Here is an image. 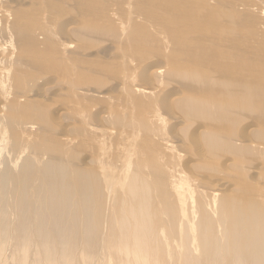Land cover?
Listing matches in <instances>:
<instances>
[{"label":"rangeland","instance_id":"obj_1","mask_svg":"<svg viewBox=\"0 0 264 264\" xmlns=\"http://www.w3.org/2000/svg\"><path fill=\"white\" fill-rule=\"evenodd\" d=\"M1 1L3 3H0V106L6 104L7 124L12 126L21 125L28 121L38 123L39 136L35 140L29 141L31 149L47 150L50 146L60 150L64 147V144L57 142V138L62 134L65 122L69 124L68 129L70 128L69 138H71V141L67 143L65 148L67 153L74 157L71 160L69 159L71 164H75L77 159L78 161L82 160L81 162L84 159H89L91 165L97 166L101 171H105L108 167H115L122 174L124 169L121 163L123 155L127 149H132L137 150V155L134 168L129 170V175L131 176V173L144 175L145 172L156 169L154 155H152L153 151H151L153 148L159 164L164 166L165 163L171 162L168 161L170 158H167L164 162L163 154L167 153L171 154V160H174L176 165L181 164L182 166L183 163H186V166L183 164L185 170L193 167L192 164L190 166L187 163L194 159L197 154H200L198 152V149H200V152L201 150L202 152L206 151V153H201L202 156L207 157V161L206 159L201 160L202 163H207L205 167L209 166L204 167L207 170H204V174H202L205 176L203 178L206 181L213 182V178H218L219 181L228 182L233 187L237 186L238 190L240 189L244 196V204L264 206V148H262L264 147L262 146L264 144V66L257 71L252 68V62L254 61L251 60L252 58L253 60L258 58L257 56L260 54H264V19L261 18L264 16L258 15L260 13L257 12L259 9L257 10L256 7L259 6H255L260 1L264 2V0H258V2L257 0ZM5 1L7 3L10 1V3L7 5ZM254 1H256L255 4ZM131 4L132 6H130ZM135 5L137 6L134 9ZM139 15L140 18H138ZM69 24L76 27L71 35H68L70 30L67 33L65 32L71 26ZM150 35L154 37L152 38ZM157 37L158 39L161 38L160 41L156 39ZM63 38L67 40L69 48ZM141 39L145 41H141ZM150 39L153 40L155 45ZM172 44H175L178 52L180 50L183 52L186 49L185 46H187V49L192 48L195 57L211 55L213 56V62L205 64L206 61L203 60L204 64L199 67L184 68L173 60V58L176 59L178 52L172 57L176 50ZM179 45H181L180 47L183 45V48H180ZM211 47L217 48V50H227V48L231 51L239 50L244 58L240 55L241 60H239L242 61L240 62L237 61L238 58L234 59V55L228 56L229 54H226V52L223 53L226 54L224 57L222 52L212 51ZM160 49L162 50L160 51ZM134 50L136 53H133ZM159 51L160 54H158ZM252 52L254 53L253 56L256 54V57L251 56L250 53ZM246 53L250 56H247ZM139 54L143 56H139ZM156 55L157 60L155 59ZM143 57L144 59H141ZM167 58L174 61V63L173 61H171V64L168 63L172 69L168 68V65L167 67L164 66L168 60ZM214 60L216 61L214 62ZM246 60L247 64L245 63ZM192 61V64L197 63L194 59ZM243 61L246 65L243 64ZM153 63L162 68L151 67L150 64L154 66ZM139 65L140 67H138ZM153 68H156V71ZM159 70L162 72L158 73ZM171 70L173 71L171 72ZM129 76L131 87L127 84ZM151 76L153 79H150ZM136 80L139 83L136 84ZM152 80L157 81L155 82L156 86ZM172 80H174V83H172ZM46 82H54L59 89L56 100H54L55 95L52 93L47 96V98H53L52 103L45 101L43 96H38V94L43 93L42 89L45 87L43 83ZM142 82L143 86L139 87ZM191 82L195 84L193 85L195 87L192 86ZM152 83L154 88L151 85ZM168 84L170 86L166 88ZM196 85L197 87L199 85L200 91H205L202 97L217 101L220 109L227 114L226 119L223 116L215 118L216 115L214 114L215 120L211 119L212 121L209 118L202 120L198 116L190 118L184 114L182 115L183 112L179 102H183L187 97L194 98L193 95H198ZM175 86L179 88H181L180 86L182 88L187 87V89L174 88ZM147 88L153 90L152 96L151 94L145 95L135 92V89L147 90ZM32 89L36 95L30 93ZM159 90L164 91L157 93ZM182 90H186L183 91L186 93L185 95H183ZM187 90L193 92L189 93ZM132 92L134 95H132ZM154 92L158 95H154ZM135 95L140 96L134 97ZM174 95H179V98ZM172 97L174 100L170 99ZM136 99H143L141 104L153 99L156 102L152 100L150 102L156 103L154 108L157 109L156 106L159 105L157 110L163 112L160 113L154 108V110H151L153 106L151 107V104L148 106V101L146 106L144 104L140 105V103H137L139 100ZM175 99L176 102H174ZM27 100H33V102L28 103ZM56 101L59 103H56ZM51 104L53 108L49 114L48 107ZM164 104L168 106V109L172 110L173 107V111L183 119L177 118V115L168 110ZM139 105L141 110L138 109ZM141 106H143V109ZM144 107H150V111ZM164 107L166 111H164ZM61 108H65L68 113L65 121H61V118L56 114V110ZM139 111H142L141 117L143 115L142 118H145L143 121L146 120L147 125H145L146 122L142 121ZM155 111L164 116V120L167 119V121L163 120L162 123H156V126H154L151 123L153 122L151 117L156 114ZM147 112L153 113L148 115ZM166 112L170 113L167 115ZM170 116L175 117V120L172 119L171 123ZM190 119L192 120L190 121ZM200 121L202 122L200 123ZM194 122H196L195 125H193ZM142 123L146 127L148 124L149 126L146 128L144 125L142 126ZM157 124H161V130L158 129ZM178 125L183 127H178ZM187 125L190 128L192 127L190 133L187 130ZM176 126L177 129H182L180 132L183 131L184 134L178 132V130L176 131ZM211 126L213 130L212 128L210 130ZM143 127L146 129L144 130ZM150 127L151 130H155V132L152 131L154 136L151 131H148ZM194 128L198 136L192 134ZM201 128L202 130L204 128L203 131L207 128L206 132L216 130L215 134L220 139H218L217 149L206 148L207 146L203 141L199 142L203 140L199 135L203 132ZM258 128H260L259 131ZM158 130L160 132H157ZM197 130L201 131L198 133ZM144 131L146 133L151 132L150 134L154 138L152 139L148 135L147 138L150 140L146 139L147 141H145L147 134L144 136ZM161 131L164 136L160 134ZM176 132H178V135ZM188 133L189 135H187ZM156 134L157 137L162 136L161 140H157ZM191 134L194 135V139H191ZM175 135L180 139V143L177 142V145L183 144L185 147L184 144H186L188 149L196 150L197 153L191 154L193 152L187 150L190 152L189 157L187 156L188 159L183 157L185 159L180 158L179 160L177 158L176 161L175 157L173 158L175 154L164 149L167 137L173 139L174 136L176 139ZM244 137L245 139H243ZM241 138L244 142H241ZM172 139H168L167 142L175 140ZM179 139L176 140L179 141ZM153 141H159L156 143H161L162 146L159 148L160 145L157 146ZM145 142L148 146L145 145ZM222 144L226 145L223 146ZM180 147L182 148V146ZM160 149H163L161 153ZM192 155L194 156L192 157ZM222 165H226V169H230V172L229 170L225 171L226 169L223 170L225 167H222ZM181 166L179 167L182 170ZM205 174L209 176L207 177ZM202 175L200 174L198 179ZM231 181L233 182L231 183ZM203 182L205 183L203 180L201 184L207 187L208 183L204 184ZM209 187L212 189L211 184H208L207 188ZM122 194L124 193L122 192ZM197 194V192L194 193L193 197H197ZM225 194L229 193L225 192ZM159 210L163 213L161 206H159ZM160 222L161 220H158V223ZM166 224L168 223L165 222ZM169 227L162 228L168 229ZM211 251L209 249V252Z\"/></svg>","mask_w":264,"mask_h":264},{"label":"bare ground","instance_id":"obj_2","mask_svg":"<svg viewBox=\"0 0 264 264\" xmlns=\"http://www.w3.org/2000/svg\"><path fill=\"white\" fill-rule=\"evenodd\" d=\"M10 1L8 3H10ZM5 2V4L8 5L7 1ZM255 2L256 1H254V4ZM0 3L3 2L0 0ZM258 3L255 5L259 6L256 7L257 10L259 9L257 12L260 14L258 15L264 16V2L260 1ZM130 6H132V4ZM136 6L137 5L134 6V9ZM9 7L11 8V6ZM138 18H140V15ZM261 18L262 20L264 19V17ZM52 26L54 27L53 24ZM71 26L72 28H70ZM71 26L68 27L69 29L67 31L65 30L66 33L70 30V34L68 33V35H71L73 30L76 29L74 25ZM150 36L152 37V35ZM63 39L66 41L69 48L70 46L67 40L65 38ZM156 39L160 41L161 38L158 39L157 37ZM142 40L144 39H141V41ZM151 40L152 39H150V41ZM151 42H153V40ZM153 44L155 45L154 42ZM172 45L177 50L175 44ZM180 46L181 45H179V47ZM185 47L186 49L183 50V52L181 50L178 52V50L176 51L174 49V54H171L172 57H174L176 55L175 53L178 52L176 59L173 58L176 64L189 69L191 67L196 68L201 66V64H204L203 60L206 61L205 64L213 62V56L207 55L206 57H195L192 48L187 49V46ZM153 48L156 50L155 47ZM180 48H183V45ZM161 50L162 49H160V51ZM211 50L222 52L224 57L226 54H229L228 56L234 55V59L238 58L237 61L241 60L239 57L242 56V53L239 50L231 51L228 48L227 50H217V48L214 47H211ZM160 51L158 54H160ZM118 52L120 51L118 50ZM224 52H226V54H223ZM133 53H136L135 50ZM155 53L157 54V51ZM246 54L247 56L252 54V57H256V54L253 56V52L249 55L248 53ZM141 55L142 54H139V56ZM222 55L220 56L222 57ZM156 57L157 55L155 56V59ZM242 57L244 58V56ZM257 57L258 58H255L256 60L249 58L254 61L252 62V68L258 71L264 66V54H260ZM141 59H144V57ZM193 59L197 61V63L192 64ZM168 60L167 62L165 61L167 64L164 61L163 62L165 63L164 66L167 67L168 65V68H170L171 61L173 60ZM215 61L216 60H214V62ZM246 62L247 60L245 63ZM150 66L156 67L157 65L154 64V66H152V64H150ZM138 67H140V65ZM138 67L136 68L137 70L139 69ZM150 71H152V69H150ZM154 71H156V68ZM172 71L173 70H171V72ZM161 72L162 71L160 70L158 71V73ZM125 77L127 76L125 75ZM150 79H153L152 76ZM128 80L127 84L131 87L130 76ZM137 81L138 80H136V84L139 83ZM152 81L153 83L157 82L154 80ZM143 82L142 85L139 84L140 86H138H143ZM46 83H43V85H45L44 89H42L43 93L38 94V96H43L45 101L52 103L53 98H47V96L52 93L55 95L54 100H56V96L59 95V93H57L59 92V89L54 82ZM153 83L151 84L152 87ZM172 83H174V80H172ZM192 83L193 82H191V84ZM170 84L166 85V88L169 87ZM187 84L190 85L189 83ZM156 85L157 84L155 83V86ZM176 85L179 86V84ZM193 85L195 84H192V86ZM178 86H175L174 88ZM180 87L181 88L178 87V89H187V87ZM198 87L196 85L199 92L198 95H193L194 98L187 97L183 102H179L181 111L183 112L182 115L184 114L190 118L198 116V118L200 117L202 120L208 118L210 120H215L213 116L214 114L216 115L215 118L223 116V118L226 119L227 114L220 109L217 101L202 97L204 96L205 91H200ZM148 88L147 90H144L146 89L145 87L144 89H135V92L149 95L153 90ZM160 91L162 92L164 90H159L157 93H160ZM183 91L186 90H182V92ZM192 92L193 91H189V93ZM30 93L36 95L33 89L30 90ZM134 93L132 95H134ZM189 93L187 94L188 96ZM185 94L186 93L183 92V95ZM154 95L158 94L155 93ZM137 96L135 95L134 97ZM155 98L156 97H154V99ZM170 99H173V97ZM136 100L140 101L141 99ZM142 100L137 103L146 106L148 100H144L145 102L141 104V102H143ZM151 100L154 101L153 99H150L148 101V106L151 104L150 106H153L151 108L152 110L156 103L154 104L153 102H150ZM27 102L31 103L33 100H27ZM174 102H176V99ZM56 103L59 102L56 101ZM140 105L139 108L137 107L138 109H140ZM136 106H138V104H136ZM142 107L143 106H141V108ZM165 107L167 108L168 106ZM165 107L164 111H166ZM52 108L53 106L51 104V106L48 107L49 114L52 111ZM144 108H147V110L150 111V107ZM156 108L158 109L159 105L158 107L156 106ZM5 109L6 104L5 106L2 104L0 106V264H264V206L260 204H244V196L240 189L238 190L237 186L233 187V185L228 182L219 181L218 178H213V182H210V180H207V182L206 179L203 178L205 176L202 175L204 174V170H207L204 169L207 163H202V161L207 158L202 156V153H206V151L202 152L201 150V153L200 149L196 147L201 155L197 154V158L195 157L192 159L193 161L189 158L192 162L190 163L189 161L187 164L190 166L192 164L193 167L184 170V163L182 166L181 164L176 165L174 160H171V154L167 153L163 154L165 159L164 162L167 158H170L168 161L171 162L165 163L164 166L159 164V162H157L156 152L153 148V150H150L153 151L152 155H154L153 158L156 169L149 170L145 172L144 175L131 173L130 176L129 170L134 168L137 150L127 149L124 155L121 153L123 155L121 163L124 167L122 174L119 173V169H116L115 167H108L105 171H101L97 166L91 165L89 159H84L83 162H81V159V161H78L77 159L75 164H71L70 160L74 157L68 154L67 149L65 148L67 147V143L71 141V138H69L70 128L68 129V123L65 122V125L63 126L64 133L62 132L59 138H57V142L64 144V147L60 150L54 149L50 146L47 150H34L31 149L29 141H33L39 136L38 123L28 121L21 125L18 124L12 126L7 124L6 120L8 113ZM168 110L174 112L173 107L172 110ZM56 111V114L61 118V121H65L68 116L66 109L61 108ZM157 111L161 113L162 110ZM153 112H147L146 114L149 115ZM158 112L156 113L155 111L156 114L151 117L153 121L151 123L154 124V126H156V123H162L164 120V116L160 113L158 114ZM172 112L171 114L173 115ZM139 113L141 117L142 111H139ZM166 113L168 115L170 112ZM142 117L141 119L143 121L145 118L143 119ZM178 117L179 116L177 115V118ZM170 118V123L173 121L172 119L175 120V117L172 118L170 116ZM180 119H183V117ZM165 120L167 121V119ZM191 120L192 119H190V121ZM145 122V125H147L146 120ZM196 122H194L193 125H195ZM201 122L202 121H200V123ZM144 123H142V126ZM175 124L177 123L175 122ZM160 125H158V129L161 130L162 126ZM188 125L186 127H188ZM181 126L182 125H178V127ZM178 127L176 126V131L178 130V132H180L182 129L179 130L177 129ZM152 128H148V131L155 132V130H151ZM191 128L188 127L187 129L189 133L191 132ZM198 128L200 129V127ZM211 128L212 126L210 127V130ZM205 129L207 130V128ZM193 130V132H195L196 129L194 128ZM206 130L202 133H199L200 131H198L201 136L200 138L203 139L199 142L203 141L207 146L206 148L214 150L218 146L220 139L218 135L215 134L216 130L214 132H206ZM259 130L260 128H258V131ZM144 132V136L147 134L145 141L148 140V135L149 137L151 136L150 138H154L150 134L151 132ZM157 132L160 131L158 130ZM178 132H176V134ZM193 132L192 134H196V132ZM189 133L187 135H189ZM160 134H162V131ZM182 134H184V132ZM193 136L191 139H194ZM161 137V135L160 137L158 136L157 140H161ZM175 137L177 136L175 135ZM167 138L172 139L170 137ZM247 138L248 136L246 137V141ZM173 139H175L174 136ZM176 139L179 138L177 137ZM176 139L173 142H167L166 140L164 149L169 153L175 154V156L173 155V158L175 157L174 159H176V161L177 158L180 160V158L189 157L190 152L188 151L191 149H188L186 144L184 145L187 149H185L183 144L180 145L182 146L181 148L177 145V142L180 143V139L179 141ZM243 139H245V137ZM243 139L241 142H244ZM153 142L156 143L159 141ZM184 142L190 144L189 142ZM145 145L148 146L147 143ZM225 145L226 144L223 146ZM157 146L160 148L162 145L160 143L157 144ZM262 146H264V144H262ZM162 151L163 149L160 153ZM191 152H193L191 154H194V152L197 153L196 150H191ZM61 153H63V155H61ZM193 156L194 155H192V157ZM200 161L201 163H199ZM172 162L173 164H171ZM179 166H181L182 170ZM225 166L222 165V167ZM219 168L221 169V166ZM226 168L227 167L223 170ZM228 170L230 172V169H226L225 171ZM196 171L199 175L196 174ZM200 174L202 175L200 179L205 181V183H203L206 184L207 182L208 184H211L212 189H210V185V187L207 188L208 184L206 185L207 187H204L205 185L201 184L203 180L201 181L198 179ZM205 175L207 177L209 176L207 174ZM232 182L233 181H231V183ZM122 192L124 194H122ZM196 192L198 193L197 197L195 196L197 199L193 197V194ZM225 192H228L229 194H225ZM159 206L162 207L163 213L159 210ZM158 220H161V222L158 223ZM165 222L168 224L165 225ZM168 226H170L168 229L162 228ZM209 249L212 251L209 252Z\"/></svg>","mask_w":264,"mask_h":264}]
</instances>
